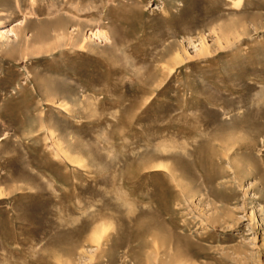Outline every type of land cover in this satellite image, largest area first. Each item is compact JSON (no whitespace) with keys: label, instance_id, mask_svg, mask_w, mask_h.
<instances>
[{"label":"rangeland","instance_id":"obj_1","mask_svg":"<svg viewBox=\"0 0 264 264\" xmlns=\"http://www.w3.org/2000/svg\"><path fill=\"white\" fill-rule=\"evenodd\" d=\"M0 264H264V0H0Z\"/></svg>","mask_w":264,"mask_h":264},{"label":"bare ground","instance_id":"obj_2","mask_svg":"<svg viewBox=\"0 0 264 264\" xmlns=\"http://www.w3.org/2000/svg\"><path fill=\"white\" fill-rule=\"evenodd\" d=\"M1 34H4V35H7L8 34V32L6 31H3ZM98 35H100L101 36V34L100 33H97ZM94 36V35H93ZM224 147V146H223ZM98 240V239H97Z\"/></svg>","mask_w":264,"mask_h":264}]
</instances>
